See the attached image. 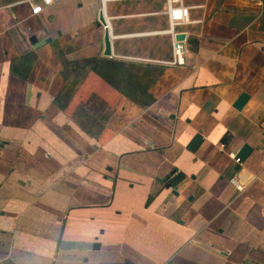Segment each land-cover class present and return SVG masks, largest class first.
Returning a JSON list of instances; mask_svg holds the SVG:
<instances>
[{
	"label": "crops",
	"instance_id": "obj_1",
	"mask_svg": "<svg viewBox=\"0 0 264 264\" xmlns=\"http://www.w3.org/2000/svg\"><path fill=\"white\" fill-rule=\"evenodd\" d=\"M31 2L0 0V264H264V0H185L176 66L167 0L109 2L110 56L101 0ZM93 58L164 66L145 108L98 82L103 144L58 105Z\"/></svg>",
	"mask_w": 264,
	"mask_h": 264
},
{
	"label": "trees",
	"instance_id": "obj_2",
	"mask_svg": "<svg viewBox=\"0 0 264 264\" xmlns=\"http://www.w3.org/2000/svg\"><path fill=\"white\" fill-rule=\"evenodd\" d=\"M88 63H90V66L88 64L82 65V63L76 64L74 67V78H71L67 71L70 65H65L62 75L68 81V86L63 93V97L67 98V102H62L60 98L58 99V105L68 115L77 114V110L80 108L78 105L81 104L91 105L90 107L95 108L97 113L101 109L97 118L91 121L86 120L85 124L93 123L92 125L96 126V129L102 133L103 137H106L103 141L97 139L103 144L113 137V135L109 134L111 132L105 122L110 120L115 108L109 104L108 100H103L100 97L96 90L98 82H103L119 93L122 96V100L129 99L145 108L156 100L149 92V89L164 73V66L126 63L121 60L106 58H93L88 60ZM89 84L91 86L87 87ZM79 112L82 113L81 108ZM82 119L78 120V122ZM87 132L90 134V131Z\"/></svg>",
	"mask_w": 264,
	"mask_h": 264
},
{
	"label": "built area",
	"instance_id": "obj_3",
	"mask_svg": "<svg viewBox=\"0 0 264 264\" xmlns=\"http://www.w3.org/2000/svg\"><path fill=\"white\" fill-rule=\"evenodd\" d=\"M32 14L37 15L44 11L45 6L54 2V0H31ZM119 0H101L102 16L104 18L103 26L111 32V18L107 14V5L109 2ZM167 15L169 17L170 26L165 32L172 37L173 55L170 60L163 61L169 66L184 65L186 63V42L185 40H177L176 36L179 34L177 27L189 22L191 8L185 3V0H167ZM112 35V34H111ZM231 182L236 185L239 190H242V185L236 179Z\"/></svg>",
	"mask_w": 264,
	"mask_h": 264
},
{
	"label": "water",
	"instance_id": "obj_4",
	"mask_svg": "<svg viewBox=\"0 0 264 264\" xmlns=\"http://www.w3.org/2000/svg\"><path fill=\"white\" fill-rule=\"evenodd\" d=\"M102 23H104V18L103 16L101 17ZM177 40H184L185 39V34L184 33H179L176 36ZM105 51L104 55L110 56L112 55L111 47H112V41H111V36L110 32L106 31L105 33ZM250 98V95L247 92H243L241 96L238 98L237 102L235 103V107L237 109H242L244 105L247 103L248 99ZM204 142V138L202 137L201 133L198 132L188 143L187 145V150L191 152H196L201 144ZM221 143L228 148L231 143H232V138H230L229 134H226V136L221 140ZM253 151V148L249 144H244L241 148L234 149L232 150V154L234 156V159L237 163V168L241 166V164L244 163V161L248 158V156L251 154ZM160 182L162 180L159 179ZM171 184H168V187H170ZM99 245V244H98Z\"/></svg>",
	"mask_w": 264,
	"mask_h": 264
},
{
	"label": "rangeland",
	"instance_id": "obj_5",
	"mask_svg": "<svg viewBox=\"0 0 264 264\" xmlns=\"http://www.w3.org/2000/svg\"><path fill=\"white\" fill-rule=\"evenodd\" d=\"M71 78H74L75 75L70 76ZM74 82V81H73ZM57 101V100H56ZM61 101L63 102V100L61 99ZM81 109H82V113L79 112L80 108L77 110L78 113L75 114V116L73 117L76 122L78 123V126L84 130L88 135L95 137L96 139H100L101 141L105 140L106 137H103L102 133H100L97 129L96 126H93V123L90 124H85L86 120L91 121L94 118H97V111H95L96 109L93 107H90L91 105L87 106L86 104H81L78 105ZM83 118V119H82ZM82 119V123L78 122V120ZM93 130V131H91ZM90 131V134L87 132ZM111 135H114L113 133H109ZM99 141V140H98ZM101 143V142H100ZM158 179V178H157Z\"/></svg>",
	"mask_w": 264,
	"mask_h": 264
},
{
	"label": "flooded vegetation",
	"instance_id": "obj_6",
	"mask_svg": "<svg viewBox=\"0 0 264 264\" xmlns=\"http://www.w3.org/2000/svg\"><path fill=\"white\" fill-rule=\"evenodd\" d=\"M113 181H114V179H112ZM117 181H115V183H116ZM112 189H115V184H113L112 185ZM116 191V189L114 190V192ZM95 245H97V244H95Z\"/></svg>",
	"mask_w": 264,
	"mask_h": 264
}]
</instances>
